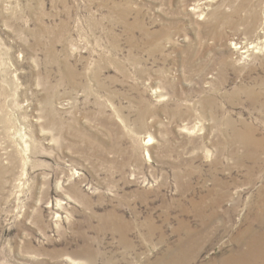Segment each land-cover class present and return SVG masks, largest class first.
<instances>
[{
    "label": "rangeland",
    "instance_id": "rangeland-1",
    "mask_svg": "<svg viewBox=\"0 0 264 264\" xmlns=\"http://www.w3.org/2000/svg\"><path fill=\"white\" fill-rule=\"evenodd\" d=\"M262 24L264 0H0V264L249 249L264 53L241 46ZM212 211L213 232H184Z\"/></svg>",
    "mask_w": 264,
    "mask_h": 264
},
{
    "label": "bare ground",
    "instance_id": "bare-ground-1",
    "mask_svg": "<svg viewBox=\"0 0 264 264\" xmlns=\"http://www.w3.org/2000/svg\"><path fill=\"white\" fill-rule=\"evenodd\" d=\"M253 38H254V40H252V41L250 40L251 42H248V43L246 42L241 47H243L245 49L244 51H247V52L248 51L253 52V50L255 49L254 51H256V52L264 53V24H262L261 29H259L255 32V37L253 35ZM198 216L203 221L202 226L195 230L191 226L183 224L182 228L185 229L184 232H187L188 234L200 233L203 235H204V233H207V232L208 233L213 232V228L211 227V224H212L213 219L215 217V212L212 211L211 213H209L207 215H203L200 213V214H198ZM152 229H153V227L150 226V230H152ZM179 229H181V228L179 227ZM262 235H259V237L257 239L251 241L250 248L247 249L245 252L239 253L236 256L228 257L227 259H225V261H223V264H264V234L262 233ZM190 238L192 239V237H190ZM200 245H201V242H198V241L196 243H190V241H185V247H187L188 250H184V251H186L184 253V256H182V258L180 257L181 259L177 258L176 260L180 261V263L182 264V261L187 260L188 252H195V250H198L197 248L200 247ZM174 259H175V257H174Z\"/></svg>",
    "mask_w": 264,
    "mask_h": 264
}]
</instances>
